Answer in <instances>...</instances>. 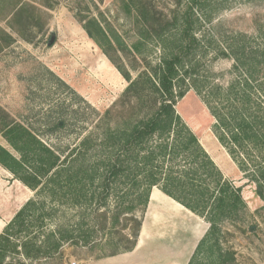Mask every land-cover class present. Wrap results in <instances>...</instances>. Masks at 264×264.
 Masks as SVG:
<instances>
[{"label": "trees", "instance_id": "obj_1", "mask_svg": "<svg viewBox=\"0 0 264 264\" xmlns=\"http://www.w3.org/2000/svg\"><path fill=\"white\" fill-rule=\"evenodd\" d=\"M118 1L138 27L130 46L116 33L110 37L95 17L82 28L127 85L110 108L93 110V128L77 145L61 156L0 108V135L16 153L0 145V165L33 191L0 232V264L12 256L18 264L53 256L65 244L96 248L98 257L133 250L153 187L208 223L187 264H232L223 223L245 204L240 188L224 177L175 108L189 88L214 118L218 142L264 198V29L206 43L197 31L211 21L202 11L208 0H186L171 14L142 0ZM28 3L16 0L12 17L31 29L41 8ZM100 39L123 53L141 54L142 46L156 43L160 55L155 62L143 57V68L132 77ZM208 51L213 59L232 60L226 84L200 73ZM56 128L58 120L50 127Z\"/></svg>", "mask_w": 264, "mask_h": 264}, {"label": "rangeland", "instance_id": "obj_2", "mask_svg": "<svg viewBox=\"0 0 264 264\" xmlns=\"http://www.w3.org/2000/svg\"><path fill=\"white\" fill-rule=\"evenodd\" d=\"M25 1L41 9L35 14V25L31 29L14 21V25H19L23 33L19 35L16 32L15 42L5 50H0V108L64 156L93 128V110L103 112L110 108L127 85V81L101 48L87 36L82 22L86 18L95 17L110 37L111 33H116L128 46L136 39L138 27L133 14L125 13L118 0ZM185 2L142 0V3H151L155 11L165 14H171L174 8L178 5L182 7ZM49 5L52 7L49 8ZM27 9L31 14V8ZM202 11L211 21H202L197 35L206 43L212 42L211 37L219 40L234 32L255 35L264 29V0H208ZM50 31L55 33V39L51 46H47ZM103 43L113 60L118 64L123 63L132 77L143 68V57L155 62L160 55L156 43L142 46L141 54L130 50L123 53ZM113 45L117 47L115 43ZM231 64L232 60L228 58L213 59V53L208 51L199 61V71L226 84L230 79L228 70ZM175 108L182 119L191 125V130L206 142L224 177L240 188L245 206L236 218L223 223L226 232L223 247L234 252L232 264H264V198L257 194L256 184L245 177L226 154V150L214 141V118L193 88H189L177 101ZM63 119L65 126H62ZM55 120L59 121V128L51 130ZM0 145L16 154L1 135ZM32 195V190L0 165V232ZM52 225L53 222H50L49 226ZM158 227L168 229H158L156 236H160V239L153 240L143 250L142 245L133 253L98 257L99 251L96 248L90 250L65 244L60 253L24 259V262L187 264L208 223L192 214L185 220L180 217L170 222L169 227ZM188 228H191L190 240ZM3 264H18L17 258L9 257Z\"/></svg>", "mask_w": 264, "mask_h": 264}, {"label": "crops", "instance_id": "obj_3", "mask_svg": "<svg viewBox=\"0 0 264 264\" xmlns=\"http://www.w3.org/2000/svg\"><path fill=\"white\" fill-rule=\"evenodd\" d=\"M15 6H16V0H0V50H5L6 48L10 47L16 40V28H15L16 25H14L15 20L14 17H12V13L15 10ZM187 125L191 127V125L189 124ZM190 129H192V127ZM198 138L202 146L205 148V150L208 152L210 157L215 162L214 157L210 153L206 142L203 141V139H201L200 136H198ZM213 138L215 139L214 141H216V143H218V145L224 149V147L218 142L214 134H213ZM226 154L229 156L227 151ZM215 164L217 165L216 162ZM192 214L194 213H192L183 205H181L180 203L176 202L174 199L166 195L159 188L153 187L150 191L147 207L143 214L142 224L138 234L137 243L134 249L127 253L136 252L142 245L143 248L141 250H143L145 247H148L149 243L152 242L153 240L160 239V236H156L158 229L161 230L163 229L165 231L168 229L167 227H169L170 222L176 219H180V217H182L185 220L186 218H190ZM195 216L197 217V215ZM159 225H167L166 227L167 229H165V227L160 228L158 227ZM172 231L173 230H171V232ZM188 231L190 235L189 236V240H190L191 228H188ZM185 232L186 231L184 230V233ZM203 234L204 233H201L200 236H202ZM184 240L186 241L185 236H184ZM144 242H146L147 244H143ZM178 255H182V254H178ZM165 264H173V263H165Z\"/></svg>", "mask_w": 264, "mask_h": 264}, {"label": "water", "instance_id": "obj_4", "mask_svg": "<svg viewBox=\"0 0 264 264\" xmlns=\"http://www.w3.org/2000/svg\"><path fill=\"white\" fill-rule=\"evenodd\" d=\"M54 39H55V33L53 31H50L46 42L47 46H51L54 42Z\"/></svg>", "mask_w": 264, "mask_h": 264}, {"label": "built area", "instance_id": "obj_5", "mask_svg": "<svg viewBox=\"0 0 264 264\" xmlns=\"http://www.w3.org/2000/svg\"><path fill=\"white\" fill-rule=\"evenodd\" d=\"M72 264H75V263H72Z\"/></svg>", "mask_w": 264, "mask_h": 264}]
</instances>
